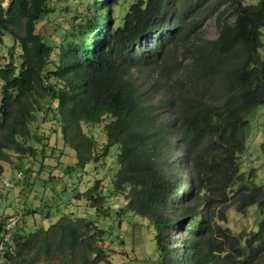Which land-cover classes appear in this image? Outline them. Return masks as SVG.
Returning a JSON list of instances; mask_svg holds the SVG:
<instances>
[{
    "label": "trees",
    "instance_id": "16d2710c",
    "mask_svg": "<svg viewBox=\"0 0 264 264\" xmlns=\"http://www.w3.org/2000/svg\"><path fill=\"white\" fill-rule=\"evenodd\" d=\"M50 1L0 0V43L5 36L11 42L0 60V157L38 156L42 171L68 145L75 166H84L117 144L114 177L74 196L103 216L112 210L108 200L122 197L151 230L145 261L264 264V182L239 168L248 115L264 105V0H72L71 19L44 36L37 23L63 7ZM211 16L217 37H198ZM193 39L199 42L191 46ZM181 48L191 68L186 80L171 81L179 69L167 61ZM100 122L103 143L82 130V123ZM23 169L11 180L16 211L0 222L3 264H32L39 252L107 262L116 248L85 216L27 230L23 209L30 208L18 193L31 166ZM51 172V180L63 177ZM228 203L239 214L256 207V223L247 230L224 225Z\"/></svg>",
    "mask_w": 264,
    "mask_h": 264
},
{
    "label": "rangeland",
    "instance_id": "374dc122",
    "mask_svg": "<svg viewBox=\"0 0 264 264\" xmlns=\"http://www.w3.org/2000/svg\"><path fill=\"white\" fill-rule=\"evenodd\" d=\"M258 1L243 0V3L254 4ZM50 3H62L63 7L37 23V31L44 36L53 33L56 25H65L71 19L70 10L76 4L72 0H52ZM221 9L223 17L232 20L228 10L224 7H221ZM262 31L261 40L264 42V28H262ZM198 32V37L206 39L216 38L218 35V22L215 16L206 18ZM198 42V39H193L189 45L192 46ZM10 43L8 36H5L4 42L0 43L1 61L8 59L9 54L6 44ZM178 53H180L179 56L175 55L167 61L171 69L173 67L179 69L177 72L171 73V81L177 78L186 80L187 72L191 68L192 63L191 58L188 57V52H183L181 48ZM258 53L264 66V50L259 48ZM135 76L140 78L139 75L135 74ZM103 124L104 122L97 124L82 123V130L93 136L99 143H103L106 139ZM263 146L264 105L261 104L255 107L248 115V124L245 128V148L241 152L239 160L240 171L254 170L253 179L257 184H263L264 182ZM118 151V145L114 144L109 147L105 159L103 155H100L99 162L90 161L84 166H75V151L68 145L63 149V153L59 154L57 160L55 157L46 159L47 165L43 167L42 171L39 169L38 160L40 158L38 156L30 159V162L27 159H18L14 154L6 155L9 159L0 157V222H4V217L7 213L9 215L15 213L17 203L14 189L4 186L2 178L11 181L14 179L18 168L24 172L23 168L29 165L31 166V171L20 181L21 183L22 181L26 182L25 187L22 193H18V197L25 201L24 205L30 208L28 212L25 208L23 209V218H27L28 220L25 222L28 221L29 223L27 230L34 231L38 228H48L64 215L71 217L85 216L107 230V237L110 241L108 243L117 249H115V252L112 253L107 262L101 264H149L145 260L149 259L150 244L148 239L151 230L148 226L145 227L148 224L146 220L141 217L131 216V212L126 210L125 201L122 197L115 199L114 196L112 200L107 199L112 205V210L109 215L103 216L97 213L94 207L87 205L83 198L74 196L90 186L95 179L107 181L114 177L118 169ZM0 156L5 157L1 152ZM71 168L73 169L72 171H70ZM47 169H51L52 174H57L59 177L62 175L63 177L51 180ZM44 180L45 184L48 183L45 187L42 186ZM102 207L104 208V206ZM255 208L251 207L247 212L239 214L235 206L230 205V203L226 204L224 209L226 223L224 225H229L235 230L242 228L247 230L256 223L257 210ZM121 239L124 240L121 241ZM1 254L2 252L0 253V264H3ZM32 264H79V261L77 259L71 260L67 256L58 258L53 255L48 259L43 253L39 252L36 257L33 256Z\"/></svg>",
    "mask_w": 264,
    "mask_h": 264
},
{
    "label": "built area",
    "instance_id": "2783aa9c",
    "mask_svg": "<svg viewBox=\"0 0 264 264\" xmlns=\"http://www.w3.org/2000/svg\"><path fill=\"white\" fill-rule=\"evenodd\" d=\"M20 174H21V173L19 172L17 175L20 176ZM2 182H3V184H4L5 186H7V187H9V188H13V189H15V185L12 183V181L2 178ZM20 215H21L20 212H18V213H16L15 215H13V216L8 220V222H7V224L5 225V227H6L7 229L11 228V227L15 224V222L19 219ZM7 238H8V235L6 234L5 237H4V240H6ZM1 246H2V245H0V247H1Z\"/></svg>",
    "mask_w": 264,
    "mask_h": 264
}]
</instances>
